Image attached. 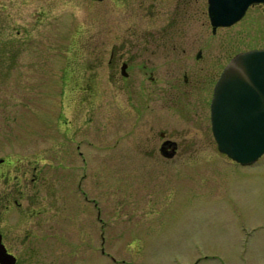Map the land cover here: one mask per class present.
<instances>
[{
    "label": "flooded vegetation",
    "instance_id": "1",
    "mask_svg": "<svg viewBox=\"0 0 264 264\" xmlns=\"http://www.w3.org/2000/svg\"><path fill=\"white\" fill-rule=\"evenodd\" d=\"M90 1H105L109 27L100 43L77 45L88 53L81 60L88 70L80 86L85 93L78 99L72 97L76 102L64 107L63 63L55 62L57 76L51 82L56 95L54 141L48 143L46 130L43 139L23 142L21 151L16 150L14 140L15 106H28L23 111L28 123L33 79L39 78V96L46 92L40 79L43 58L33 70V63L38 61L34 57L42 56L43 44L41 30L32 32L31 15L36 11L25 7L29 1L0 0V242L15 258L14 264L21 260L25 264L32 260L56 264L63 251L65 228H71L74 239L87 246L93 247L97 239L101 251L110 254L102 246L110 232L105 212L146 211V207L154 211L164 206L159 201L166 197L168 187H160L157 194L148 193L150 205H139L126 194L111 201L106 197L109 193L102 195L105 202L100 204L86 186L91 185V171L82 170L78 176V160L85 163L98 158L164 168L175 163L203 162L205 156L197 155L196 150L208 142L210 99L220 71L236 52L264 48L258 45L238 49L224 64L218 56L210 58L209 53L222 49L224 34L220 29L226 26L211 25L208 0ZM115 7L122 12L112 11ZM251 7L264 15V2H255L238 21ZM39 12L40 23L43 10ZM67 141H72L71 151ZM81 143L85 144L84 151ZM101 148L107 153L97 156ZM49 152L57 159L61 182L56 190L48 189ZM66 161L76 164L69 173L75 175L72 190L75 185L83 200V216L64 204L63 176L65 167H69ZM94 217L98 220L95 230ZM130 238L139 241L140 236Z\"/></svg>",
    "mask_w": 264,
    "mask_h": 264
},
{
    "label": "rangeland",
    "instance_id": "2",
    "mask_svg": "<svg viewBox=\"0 0 264 264\" xmlns=\"http://www.w3.org/2000/svg\"><path fill=\"white\" fill-rule=\"evenodd\" d=\"M28 1L25 7L31 12L36 11L31 15L32 32L35 34L41 30L43 44L42 56L34 57L38 61L33 63V70L43 58L40 79L46 92L39 96V78L33 79L30 85L31 99L28 100L31 104L28 123L23 116L28 106H15L14 140L16 150L21 151L23 142L43 139L46 130L49 131L46 138L48 143L54 141L56 95L51 82L57 76L55 62L61 60L63 63L62 100L66 107L70 105L69 102H76L71 100L72 97L78 99L85 93L80 86L84 84L82 77L88 74V70L82 67L81 60H85L84 55L88 53L84 54L77 45L87 47L94 41L100 43L105 29L109 27L105 1ZM39 9L43 10L40 23L37 21ZM112 11L118 14L122 9L115 7ZM38 24L39 27L34 28ZM220 31L224 34L223 47L209 54L214 59L218 56V60L224 64L228 55L238 49L264 45V15L251 7L240 21ZM32 77H35L33 73ZM208 127L207 144L196 150L197 155L205 156L203 162L175 163L164 168L159 164L107 162L98 158L88 159L85 163L78 160V176L82 170L91 171V185L86 186L98 203L103 204L105 200L102 195L109 193L106 197L111 201L126 194L139 205H150L148 193L157 194L156 191L166 185V197L159 201L164 193L156 196V200L165 204L154 211H149L148 207L146 211L138 209L133 212L109 208L105 212L109 238L102 246L110 254L101 251L97 239L93 247L87 246L74 239L71 228H65L63 251L56 264H264V153L250 164L229 160L217 150L209 119ZM49 129L53 131L50 133ZM83 142L87 140L84 138ZM66 145L71 151L72 141H67ZM84 145L80 144L83 151ZM106 153L107 150L101 148L97 156ZM56 160L55 153L49 152V190L58 189L57 183L60 181ZM65 163L69 167H65L63 176L64 204L66 209L71 211L74 208L73 213L79 212L83 216V200L75 185L72 190L75 175L69 173L70 167L76 164ZM94 222L93 230L98 226L96 217ZM137 235L140 236L139 241L130 238ZM20 264H25V260H21ZM30 264L44 263L32 260Z\"/></svg>",
    "mask_w": 264,
    "mask_h": 264
},
{
    "label": "water",
    "instance_id": "3",
    "mask_svg": "<svg viewBox=\"0 0 264 264\" xmlns=\"http://www.w3.org/2000/svg\"><path fill=\"white\" fill-rule=\"evenodd\" d=\"M255 2L264 0H208L210 23L233 24ZM210 126L218 151L239 163L264 153V48L238 51L225 63L212 90ZM14 262L0 242V263Z\"/></svg>",
    "mask_w": 264,
    "mask_h": 264
}]
</instances>
